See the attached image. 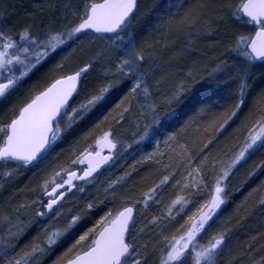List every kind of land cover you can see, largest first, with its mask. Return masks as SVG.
Returning <instances> with one entry per match:
<instances>
[{"label": "snow or ice", "instance_id": "6c2138e0", "mask_svg": "<svg viewBox=\"0 0 264 264\" xmlns=\"http://www.w3.org/2000/svg\"><path fill=\"white\" fill-rule=\"evenodd\" d=\"M36 7L30 22L19 30L0 26V98L7 99L42 63L62 55L52 69L54 75L42 85L33 84L24 100L12 106L11 116L0 120V162L8 168L5 177L47 160L85 114L101 106L112 91L125 85L127 90L102 120L75 141L80 144L92 137L94 143H85L74 159L45 165L35 197L15 206L14 217L0 211L2 264H40L95 207L109 203L113 207L78 235L54 264H264V231L244 244L232 243L234 229L242 227L255 210H264V182L237 206L235 223L231 216L221 219L209 232L226 204L227 181L233 170L256 153L264 155V87L259 88L234 129L241 142L226 150H212L215 137H204L209 128L217 133L226 130L229 121L239 118L248 106L257 81L264 84V0H240L238 4L195 0L186 8L180 5L182 11L155 29L164 43L160 39L138 41L133 19L137 18L139 0H42ZM213 20L223 21L226 30L233 25L251 26L255 34L237 33L229 40L215 41L211 46L214 54L203 61L194 59L187 70L177 63L162 103L167 107L194 103L199 106L195 115L164 136L163 148L157 140L151 152L129 165V171L98 183L106 167L123 159L133 144L141 150L142 142L152 138L149 129L161 125L154 89L169 76L156 78L157 50L171 49L183 38L180 53L191 59L192 53L200 51L196 41L202 35H213ZM82 36L89 37V46L97 41L103 46L81 47L80 55L89 58L80 66L79 57L73 60L77 54L73 45H83ZM173 59L170 57L169 63ZM94 68L103 69L105 83L74 106ZM218 106L223 112L214 111ZM136 115L144 121V132H134L136 138L126 143L116 130ZM205 116L210 117L208 122L196 123ZM194 123L195 134L189 137ZM148 161L161 170L159 179L146 190L133 187L121 191L137 172V165ZM77 165L82 171L74 170ZM255 167H264V159ZM170 184L180 192L165 204L163 193ZM87 186L97 189L95 195L78 210L69 207L66 211L69 197L85 193ZM204 190L210 198L188 215L192 197ZM162 205V211L148 217L153 206ZM44 221L48 223L40 227ZM61 221L62 227L58 226ZM33 224L40 229L37 236L20 247L21 238ZM41 235L43 240H39Z\"/></svg>", "mask_w": 264, "mask_h": 264}, {"label": "trees", "instance_id": "16d2710c", "mask_svg": "<svg viewBox=\"0 0 264 264\" xmlns=\"http://www.w3.org/2000/svg\"><path fill=\"white\" fill-rule=\"evenodd\" d=\"M41 2L42 0H5V4L8 5L6 6L4 4L0 7V15L2 14L0 17H4L7 24H10L12 27L15 26L14 28L19 30V28L30 22L31 14L37 11L36 6ZM194 2L195 0H139V9L136 14L138 19H133V27L137 31L138 41L141 39H148L149 42H151L152 40L160 39L162 43H164V38L159 36L155 29L170 19L173 13L182 11L178 8V6L182 5L184 8H186L189 4ZM211 2L218 3L219 0H211ZM231 2L233 4H238L240 0H231ZM212 29L214 30L212 36L202 35L200 39L196 41L200 51L192 53L191 59L185 55H181L180 53L181 48H183V38L178 40L175 46L171 49L168 47H162L157 50V53L154 57L155 63L158 65L156 70V78L160 79L162 76H169V80L161 81L158 90L154 89V98L160 104L159 116L161 125H154L149 129V137L152 138H146L145 141L142 142L141 150L138 151L136 145L133 144L132 149L128 151V154L124 156L123 159L118 160L112 167H106L104 171L100 173L97 181L98 183L104 182L108 178L115 179L117 176L129 171V165H132L134 160L138 161L146 153L151 152L156 146L157 140L161 141V148H163L164 136L170 131L177 130L185 123L186 120L195 115L199 106L194 103L185 101L180 105H173L172 107H167L162 103L163 96L168 92L169 82L171 79H173L170 74L176 71L177 63L183 66L184 70H187V67L192 64L194 59L203 61L214 54L211 46L215 41L221 39L229 40L232 35L237 33L253 35L255 32V28L251 26L237 27L233 25L226 30L223 21L220 20L212 21ZM81 47L85 48L84 46ZM80 48L77 49V54L74 55L73 60L76 61L77 57H79V64L82 66L89 57L80 55ZM60 55L62 54H56L47 62L42 63L41 66H38L37 70H35L30 75V77L27 78L24 83L16 89V91L8 96L7 99L0 98V120L8 119L11 116L10 109L12 106L19 105L24 100L33 84L42 85L47 82V79L50 77V75H54V73H52V69L54 68L55 64L59 62ZM170 57L174 58L171 63H169ZM102 71L103 69L94 68L88 74L86 80L87 87L85 88L83 85L81 86V95L76 98L74 106L84 99V97L93 89H96L105 83V81L102 79ZM260 87H264V84H261L259 81H257L256 88L253 91L252 96L249 97L248 106L244 108L239 118H234L233 121H229V124L225 126L226 130H221V132L217 133L213 128H209V131L204 133L205 139L209 136L215 137L212 150H226L232 144H238L242 141V137H238L234 132V129L237 128V125L240 124L243 116L248 112V108L251 107L252 101ZM126 90L127 85H125L123 88L112 91L108 95L107 100L101 106L85 114L83 119L76 125L73 131L69 132L65 136L64 141L56 146L55 150L48 156L47 160L43 161L36 167L29 169H17L11 178H7L4 176V172L8 171V168L4 167L3 162H0V211H7L10 216L14 217L12 210L15 206L20 203L27 202L35 197L36 191L38 190V185L44 176L45 165L51 167L57 161L66 162L70 159H74L75 154L82 149L85 143H94V139L92 137H90L87 141H82L80 144H75V141L84 133L92 129L93 126L100 120H102L103 116L106 115L107 112L119 102ZM226 104L227 102H225V106ZM223 110L224 109L219 106L214 109V111L218 113L223 112ZM173 112L175 115H172ZM209 119L210 117L205 116L203 120H199L196 123L204 124L208 122ZM196 123L192 125L191 129H189V137L195 134L194 130L196 128ZM102 127L107 130L106 126L102 125ZM144 128V121L140 120L138 115H136L134 117H130L128 122L116 130V133L117 136L124 142L132 143L136 138L133 136V133L135 132L137 134H142L144 132ZM98 131L99 130H97V132ZM95 135L96 133H93V137ZM73 148H75L76 152H73ZM121 148H123V145H121ZM58 153L60 154L59 156H57ZM259 154L260 153H256L250 156V160L252 161L253 158H257L256 160H259ZM10 167L15 168V165L11 164ZM246 167L249 168L250 165L246 164V162H242L237 167V174L240 175L235 177L232 176V173L230 179L227 181V190L229 192L226 204L222 206V213L224 220L230 216L233 217V223H235V220L239 218L235 211L237 206L241 204L239 199L244 196L246 192L248 194L247 190L250 188L249 186H251L249 184L250 179L248 180V177L246 178V173L243 170ZM74 170H80V166L77 165ZM160 175L161 170H159L152 161H148L143 165H137V172L133 174L128 183L123 186L121 191L131 189L133 187L136 190H146L148 186L159 179ZM177 179H179L178 175ZM174 183L175 181H173V184ZM96 191V188L87 186L85 193L81 194L77 192L75 197H69V200L65 205V210L67 211L69 207H71L73 211L78 210V206H83L89 197L95 195ZM179 192V188L174 189L170 184L163 193L165 204L170 203V201L174 199ZM209 198L210 194L208 190H204L199 196L192 197L194 203L189 206L187 214L191 215L197 210V208H199L201 203ZM110 207H113V205L110 203L107 204V207H105L103 204L95 207L92 213L82 221L79 227H77L65 238H62L61 242H59L57 245H54L52 249L48 251L42 259H40V264H54L57 258L60 257L64 251H66L67 248L71 246V244L74 243L75 238L82 234V232L88 227H91L95 220L99 219L100 215H103V213ZM163 207V205L159 208L153 206L147 214L148 217L150 218L153 213L162 211ZM255 211L252 215H249V217L247 216L245 218V220L242 222V227L234 229V233H237H235L233 236L232 243L236 238H239L240 241L238 243L244 244L245 242L249 241L251 236L256 235L257 232L264 231V210L257 209ZM22 219L26 218L22 217ZM47 223L48 221H44L42 224H40V227H43L44 224ZM63 223L64 221H61L58 226L62 227ZM139 226L140 224L138 222L137 227ZM3 227L4 225H0V230H2ZM39 230L40 229L36 226V224H33L30 228H28L26 234L20 240V247H23L24 244L29 243L33 237H36ZM43 238V235H41L39 240H43ZM17 251H19V248H17ZM0 264H2V261H0Z\"/></svg>", "mask_w": 264, "mask_h": 264}, {"label": "rangeland", "instance_id": "374dc122", "mask_svg": "<svg viewBox=\"0 0 264 264\" xmlns=\"http://www.w3.org/2000/svg\"><path fill=\"white\" fill-rule=\"evenodd\" d=\"M5 4V0H0V7L1 6H3ZM6 6L8 5V4H5ZM2 15V14H1ZM0 15V16H1ZM0 26H7V27H11V28H14V27H12V26H10V24H7V22H6V19L4 18V17H0ZM15 29V28H14ZM89 39V37H87V36H84V37H81V40L82 41H84L85 43L83 44V45H80L79 43L78 44H76V45H73V47H76L77 49L78 48H80L81 46H84L86 49H88L89 47H96V48H99V47H102L103 46V44H102V42H100V41H97L96 42V44L95 45H92V46H89L88 44H87V40ZM68 50H70V49H67L66 51H68ZM259 156V160H256L257 158H253L252 159V161L250 160L251 159V157H249V158H247V160H246V164H249L250 165V167L249 168H244L243 170L245 171V173H246V178L248 177V180L250 179V181H249V184L251 185V186H249L250 188H248V194L250 193V192H252L253 191V189H255V188H257V186L258 185H260L262 182H264V167H261V168H256L255 167V165L256 164H260V162H261V160L262 159H264V155H261V153L258 155ZM251 162H250V161ZM238 168H236V169H234L233 170V174H232V176H235V177H237V176H239L240 174H237L238 172ZM249 173H251V175L249 174ZM263 173V174H262ZM244 176H245V174H244ZM253 184V185H252ZM252 188V189H251ZM226 191H227V196H228V190H227V187H226ZM247 194V192L244 194V196H242L240 199H239V202L241 203V201H243L244 200V198H245V195L247 196L248 195ZM230 200V199H229ZM259 210V209H258ZM256 212V211H255ZM257 213V212H256ZM264 214V213H263ZM263 214H261V215H263ZM255 216V215H254ZM249 217V216H248ZM3 231H4V227L2 228V230H0V234H2L3 233ZM235 233H237V232H235ZM237 235V234H236ZM243 235H244V232H243ZM207 238L208 237H204V240L206 241L207 240ZM240 240H239V238H236L235 239V241H233V244H236V243H238Z\"/></svg>", "mask_w": 264, "mask_h": 264}, {"label": "flooded vegetation", "instance_id": "af4514ba", "mask_svg": "<svg viewBox=\"0 0 264 264\" xmlns=\"http://www.w3.org/2000/svg\"><path fill=\"white\" fill-rule=\"evenodd\" d=\"M221 219H223V213H222V211L220 212V216L217 219V222L215 224H213V226H212L211 229H209V232L214 231L219 226V220H221ZM205 237H207V235H205Z\"/></svg>", "mask_w": 264, "mask_h": 264}, {"label": "water", "instance_id": "95a60500", "mask_svg": "<svg viewBox=\"0 0 264 264\" xmlns=\"http://www.w3.org/2000/svg\"><path fill=\"white\" fill-rule=\"evenodd\" d=\"M254 34H255V32H254ZM254 34H253V35H254ZM80 167H81V169H82V166H80Z\"/></svg>", "mask_w": 264, "mask_h": 264}]
</instances>
